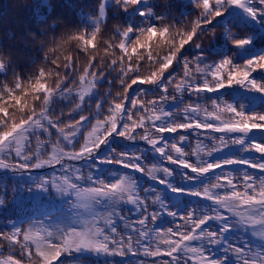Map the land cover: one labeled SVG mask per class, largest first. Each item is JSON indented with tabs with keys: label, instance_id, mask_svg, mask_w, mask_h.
I'll use <instances>...</instances> for the list:
<instances>
[{
	"label": "snow or ice",
	"instance_id": "snow-or-ice-1",
	"mask_svg": "<svg viewBox=\"0 0 264 264\" xmlns=\"http://www.w3.org/2000/svg\"><path fill=\"white\" fill-rule=\"evenodd\" d=\"M159 7L100 0L27 81L0 52V264H264V0Z\"/></svg>",
	"mask_w": 264,
	"mask_h": 264
},
{
	"label": "trees",
	"instance_id": "trees-1",
	"mask_svg": "<svg viewBox=\"0 0 264 264\" xmlns=\"http://www.w3.org/2000/svg\"><path fill=\"white\" fill-rule=\"evenodd\" d=\"M167 2L174 5L170 14L181 20L180 26L188 25L190 27V21L195 17L191 15L187 17L180 16L185 3L178 0H156V3L161 6L157 11H163V5ZM99 4L100 0H0V52L7 54L6 61L8 57H11L15 67L22 70L23 78L27 81L30 75L38 72L40 63L43 60L44 51L40 50L42 43L45 45L46 50L47 46L51 44L53 35L59 37L66 31L75 30L80 26L82 14H96ZM107 15L108 20L102 26L101 38L98 39L97 45L101 56L105 55L104 48L107 47L103 41L111 40L116 26L123 27L124 24L123 13L111 9ZM41 18H45L44 23H41ZM54 22L56 27L53 32L51 26ZM43 33L47 34L44 35ZM243 34L244 32H241V35ZM203 43L207 44V38H204ZM257 43L259 46L264 47V39L258 40ZM67 47L73 57L79 56V66L82 68L87 59L86 54L75 47V42ZM114 51L118 52L119 50L114 49ZM211 59H218V57H212ZM33 60H35V64L32 63ZM61 62H63V56H61ZM141 63L143 64L142 71L147 72L149 70L148 65L143 61ZM113 75L116 74L113 73ZM254 75H258V73H254ZM12 79V70L9 69V83L12 82ZM119 87L118 83L113 87V96L116 95V90ZM192 147H194V142L186 147V151L190 153ZM10 177L11 174H9L8 180L9 188H11ZM35 211H39V208L34 206L31 201H24L21 205L12 209L14 215L25 216L33 215Z\"/></svg>",
	"mask_w": 264,
	"mask_h": 264
}]
</instances>
